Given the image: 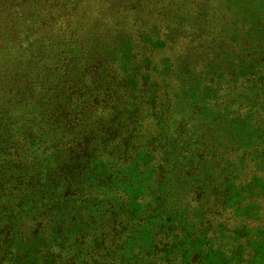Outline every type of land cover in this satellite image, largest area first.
Segmentation results:
<instances>
[{
    "label": "trees",
    "instance_id": "1",
    "mask_svg": "<svg viewBox=\"0 0 264 264\" xmlns=\"http://www.w3.org/2000/svg\"><path fill=\"white\" fill-rule=\"evenodd\" d=\"M76 27L82 29L79 23ZM144 39H131L134 74L126 77L91 59L77 76L65 68L55 85L41 76L43 93L30 115L14 114L10 106L4 118L0 107V264H206L210 252L226 253L228 264L245 243L236 230L247 228L251 216L241 225L234 219L235 208L220 206V185L206 183L215 170L208 154L198 151L194 164L195 152H188L187 165H194L189 172L178 174L168 167L175 68L182 58L178 66L183 65V74L200 67L203 60L186 66L198 43H173L174 49L163 56L171 75L163 84L155 77L159 68L150 51L153 41ZM160 39L166 48L172 46L165 34ZM254 60V70L262 67L263 58L242 55L236 63L228 62V72L225 65L217 78L230 85L236 72L248 70ZM210 74L197 97L210 96L215 76L212 70ZM261 86L253 91L232 87L218 115L226 124L248 121L256 145L264 139ZM256 145L238 156L243 165L236 187L252 181L260 153ZM235 155L229 161L238 165ZM147 168L151 175L141 192L127 174L140 175ZM189 176L197 177L196 185ZM260 210L264 216V203ZM187 240L201 248L188 252Z\"/></svg>",
    "mask_w": 264,
    "mask_h": 264
},
{
    "label": "rangeland",
    "instance_id": "2",
    "mask_svg": "<svg viewBox=\"0 0 264 264\" xmlns=\"http://www.w3.org/2000/svg\"><path fill=\"white\" fill-rule=\"evenodd\" d=\"M262 1L0 0V91L7 90L0 93L2 116L7 118L5 114L10 106L14 107V114L30 115L43 93L41 76L47 75L48 82L55 85L65 68L77 76L91 59L94 64L117 69L126 77L131 72L134 74L132 58L136 56L131 39L134 41L143 36L145 42L153 41L150 51L157 55L155 61L159 68L155 77L167 84L163 81L171 76L170 66L163 56L170 54L176 40L183 46L191 45L194 40L198 47L189 52L186 66L190 69L193 63L196 65L195 61H203L195 71L183 74V65L178 66L184 62L182 58L175 68L177 78L171 87L176 110L172 119L168 120L172 129L168 167L178 174L189 172L194 165H187L188 152H195L194 164L198 151L208 154L207 159L209 157V163L215 164V170L206 183L210 187L213 180L216 186L220 185L217 194L223 201L220 206L227 211L235 208L234 219L239 220L241 225L245 217L251 216L247 228L236 230L245 243L229 256L228 264H264V216L260 215L264 203V139L257 144L260 153H256L254 159L252 181L236 187V176L243 165L238 156L240 158L242 153L256 145L255 136L247 129L248 121L243 126L239 122L226 124L218 116L229 92L233 91L232 87L241 89L246 86L253 91L262 85L264 93V60L257 70H254V60L248 70L236 72L230 85L217 78L225 65L228 72V62L236 63L235 59H240L242 55H249L252 60L264 59ZM153 16L162 21L155 24V20L151 19ZM77 23L81 24V30L75 28ZM160 28L163 30L160 31ZM164 34L173 41L168 48L160 39L164 38ZM157 40L161 41L160 44L154 45ZM63 49L66 51L63 52ZM75 50L78 52L74 53ZM233 53L238 56H232ZM216 54L215 64L207 67ZM47 55L50 56L48 60ZM78 59L80 64H76ZM210 70L215 75L209 83L210 96L206 99L197 97L204 82L207 83L212 75L208 76ZM8 96H11V101ZM196 101L199 108H196ZM232 153L236 154L238 165L230 163ZM142 157L139 155V158ZM222 158L227 159L224 164ZM232 166L236 172H233ZM144 167L146 165L143 164ZM147 170L140 175L137 172L127 174L128 179L137 181L141 192L148 186L152 169ZM188 178L194 185L197 184L196 176ZM122 236L126 238L125 234ZM199 238L202 245L203 237ZM235 241L236 238L233 239ZM186 242L190 253L201 248L199 244L192 246L189 240ZM225 254L210 252L206 264H224Z\"/></svg>",
    "mask_w": 264,
    "mask_h": 264
}]
</instances>
